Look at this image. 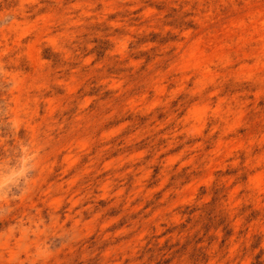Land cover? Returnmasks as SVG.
Returning a JSON list of instances; mask_svg holds the SVG:
<instances>
[{"label":"rangeland","instance_id":"rangeland-1","mask_svg":"<svg viewBox=\"0 0 264 264\" xmlns=\"http://www.w3.org/2000/svg\"><path fill=\"white\" fill-rule=\"evenodd\" d=\"M0 264H264V0H0Z\"/></svg>","mask_w":264,"mask_h":264}]
</instances>
